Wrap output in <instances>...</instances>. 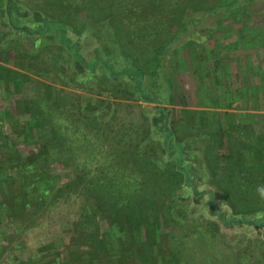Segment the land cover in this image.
Returning <instances> with one entry per match:
<instances>
[{
    "label": "rangeland",
    "instance_id": "rangeland-1",
    "mask_svg": "<svg viewBox=\"0 0 264 264\" xmlns=\"http://www.w3.org/2000/svg\"><path fill=\"white\" fill-rule=\"evenodd\" d=\"M73 1L25 0L24 5L55 18L59 6L71 13L67 9ZM179 1L169 3L173 8L178 2L176 12H164L163 7L156 13L158 2L153 5L151 0L116 4L77 0L79 7L75 6L68 19L76 27L91 18L107 23L111 46L104 51L120 53L123 62L144 70L147 82L157 79L163 87L162 105L135 100L125 86L96 94L75 87L70 71L69 81L61 75L58 64H66L67 58L54 44L38 56L14 53L18 45L0 50V264H264L263 235L252 228L236 229L239 237L247 238L245 244L253 245L248 254H241L239 247L233 248L231 239L237 238L233 232L216 226L217 220L199 208L187 210L183 199L174 195V164L158 153L162 151L161 134L151 136V143L143 149L146 115L162 107L175 141L185 149L202 150L205 161L201 156L203 161L199 160L208 162L209 179L216 189L215 181L226 179V166L233 156L247 165V178L264 177V0H200L207 4L201 10L194 9L196 0ZM192 18L194 23L184 29L185 20L187 24ZM162 45L170 51L161 49ZM83 108L85 112L99 110L105 116L101 122L116 130L105 131L111 136L126 132L129 124L138 127L137 134L126 135L121 144L125 149L121 145L114 149L110 140L102 148L98 134L85 138L79 130L84 124ZM37 109L42 128L29 135L24 129L30 126L23 121L36 124L33 113ZM44 144L55 161L45 163L44 156L37 157L34 168L58 176L57 184L74 179L76 168L89 172L95 181L127 183L106 192V199L98 191L87 202L70 194L58 199L49 211L34 215L29 209L26 219L25 215L22 221L12 220L6 197L9 192H13L10 198L17 195L20 178L17 163L11 159L17 153V162L35 156ZM152 150L158 156L146 157L151 165L145 166L137 152ZM144 175L161 178L163 203L156 201L152 206L139 197L137 180ZM33 177L42 178L40 173ZM108 195L113 197L110 203ZM234 199L241 196L236 193ZM84 208L89 227H93L90 233L77 225ZM132 211L142 220L127 222ZM101 238L107 239L105 244H100Z\"/></svg>",
    "mask_w": 264,
    "mask_h": 264
},
{
    "label": "trees",
    "instance_id": "trees-1",
    "mask_svg": "<svg viewBox=\"0 0 264 264\" xmlns=\"http://www.w3.org/2000/svg\"><path fill=\"white\" fill-rule=\"evenodd\" d=\"M24 1L25 0H0L1 51L18 45L13 51L14 53L24 51L25 53H30L31 56H38V54L48 50L49 45L54 44L58 46L62 55L64 54L67 58L66 64H58L61 75H64V79L69 81V78H67V71H70L73 74V77L70 79L71 82H73L72 84H76L75 87L87 93L96 94L102 90L104 91V89L106 91L109 87L119 85L125 86L135 100L141 98L160 105L165 102L163 95H161V93H163V87L157 83V79L154 80V82H147L144 70L123 62L120 58V53L115 55L111 50L104 51V48L109 49L111 46V41L109 40L111 31L105 32L106 28H108L107 23L100 24V22L91 18L87 19L86 22L80 21V27L73 26L68 19L72 17V11L76 10V7L77 9L79 7L78 3H75L77 0H74L70 8L67 9L70 10L71 13L66 14L62 11L64 10L62 6L56 8L59 13L55 14V18L47 17L41 12L35 13L31 8L24 5ZM60 1L63 4L66 3V0H57L58 3H60ZM108 1L112 4H116L120 0ZM156 1L158 2V4L156 3L157 5H155ZM196 1H198L196 4L193 2V6L195 5L194 9L201 10L207 5L204 3L206 0H203L204 2L200 0ZM151 2L155 5L154 10L157 9L156 13L162 11L161 9L163 7L165 8L164 12H170L171 10H174V12L177 11L178 2L174 3L175 7L173 8L171 4H169L171 3L170 0H151ZM179 2H181V0ZM86 4V6H90L88 3ZM167 4L169 5L167 6ZM84 7L80 12L83 11ZM238 10H240V7H238ZM229 11L231 12L232 10L230 9ZM208 13H210V10H208L207 13H203L201 16ZM217 13L216 11L215 14ZM197 20L200 21L201 19L197 18ZM194 21L195 19L192 18L190 22L186 24L185 20L184 29H187L188 24H193ZM181 32L182 31L179 30V33ZM161 47V49L170 51L169 46L162 45ZM162 71L166 73L167 69H162ZM153 110L157 113L154 115H146V125L144 124L143 130V149L147 144L151 143V136L154 134H161L163 136L161 142L162 151L159 150L158 153L162 155V160L172 161L174 164L171 170L176 179L175 187L177 191L174 190V195L177 196L178 199H183L184 206L187 210H192L193 212L199 208L201 209L199 210L200 212H204L206 215L211 216L212 219L217 220L215 221L216 226L218 225L222 227V229L224 228L230 231V233L233 232L237 236V238L231 239L234 245H236L233 248L236 249L239 247V249H241L239 253L248 254L251 249L250 247L253 245H249L250 242L245 244L247 238L245 236L239 237L236 229L244 228L247 230L249 228L248 230H250L252 228L254 232H257L256 234L264 236V199H261L255 191L257 185L264 184V177L259 174H254V176L247 178L245 174L247 165L244 164L242 158H239V161H237L233 156L232 162H230V164L228 163L226 166L228 172L226 174V179L222 180V178H219L215 181L217 184L216 189L209 179L208 162L206 161L201 164L199 160V158L202 157L205 161L202 150L194 149L191 151L185 149L182 143H177L168 124L169 121L166 109L155 107ZM85 111H87L86 108L80 109V117H82L84 124L82 129L80 128L79 130L85 138H87L88 135L92 137L98 134L96 136H98L99 140L101 139L100 143L102 148L105 146V143L110 140L112 147L118 149L120 146L118 148L117 146L121 145L122 141H125L126 135L130 136L132 134L131 136H133L137 134L138 127L132 128V124H129V129H127L126 132L121 134L116 133L111 136L109 133L107 134V132H114L116 130L113 131V129H110L104 122H101V118L105 119V116L101 117L99 110H96L98 112L95 113H93V111ZM90 114H94V116L90 118ZM38 115L39 110L37 109V112L35 111L33 113L34 118H37L36 124L33 123L34 121H31V124L28 120L23 121L24 125L27 124L28 127L30 126L24 129L29 135L30 133H35L37 127H41L42 121ZM90 124L94 128L92 127L91 129ZM80 125L79 123L78 127H80ZM104 127H107V129L105 130ZM120 128V130H124L123 127ZM37 130L40 131L39 128H37ZM93 130H95V133ZM129 147L130 146H128L127 149ZM122 149H125V146H122ZM50 150L49 146L44 144L40 149V153L35 156L22 158L17 162V157L19 156L17 153V155L11 159L12 163H17L15 169L16 172H19L18 175L20 178L18 190L15 191L17 195L10 198L13 192H9L8 198L6 197L8 213L12 220L20 218L22 221L25 215L26 219L29 212L36 215L44 211H49L52 209L51 206L54 205L58 199L63 197L66 198L70 196V194L76 193L78 197L85 199L87 202L90 200V196L93 192L98 191L101 195V199H106V192H115L118 190L116 187L120 184L122 185V183H127H121L118 179H100L95 181L90 177L89 172L82 173L80 168H76V171L79 170L78 173L75 174L74 179L66 183L57 184V181L60 180L58 176H52L47 169L48 172L41 168H34V162L37 157L44 156L45 163L50 162L51 164L55 161L54 158L52 159L54 154H52ZM137 153L142 158V160H140L145 166L151 165L145 160L146 157L158 156L153 150L147 153H142L141 151ZM202 158L201 160L203 161ZM36 173H40L42 178L36 179L33 177ZM137 182L138 190L141 191L139 195L140 198L146 200V202L152 206H154L153 203H156V201L158 203L162 201L161 203H163V198H161L160 195L164 194V191L161 189L163 187L161 178L156 179L152 178V176L147 177V175H144L140 180H137ZM184 190H186V192H184ZM236 193L241 196V199H234V194ZM108 197V203L112 202L113 197L110 195H108ZM10 200H13V204ZM219 204L223 205V208H220ZM29 209H31V211L28 212ZM87 212L88 210L84 208L81 217L82 220L78 221L77 225L90 233L88 229H93V227H89V219H87L89 217L86 216V214H88ZM132 212L131 216L128 215L127 222L131 221L137 223L138 220H142V218L137 217L135 211ZM34 219H36L35 216L32 220L35 221ZM136 219L138 220L136 221ZM98 229L97 227L96 230H94L99 233ZM73 231L71 230V232ZM239 238L245 239L238 243ZM103 239L104 238H101L102 242L100 244L106 243L107 239ZM258 239L259 238L254 239L251 242L256 243ZM261 240L264 245V237ZM87 241L93 243L90 238H88ZM262 241H258V243ZM106 250L109 249L107 248Z\"/></svg>",
    "mask_w": 264,
    "mask_h": 264
},
{
    "label": "clouds",
    "instance_id": "clouds-1",
    "mask_svg": "<svg viewBox=\"0 0 264 264\" xmlns=\"http://www.w3.org/2000/svg\"><path fill=\"white\" fill-rule=\"evenodd\" d=\"M255 191L261 199H264V184L257 185Z\"/></svg>",
    "mask_w": 264,
    "mask_h": 264
}]
</instances>
